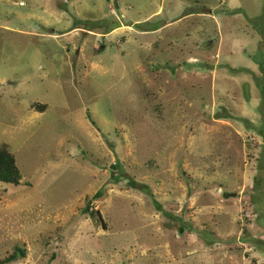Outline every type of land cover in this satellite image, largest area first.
<instances>
[{
  "label": "rangeland",
  "instance_id": "1",
  "mask_svg": "<svg viewBox=\"0 0 264 264\" xmlns=\"http://www.w3.org/2000/svg\"><path fill=\"white\" fill-rule=\"evenodd\" d=\"M115 3L0 0V264H264V0Z\"/></svg>",
  "mask_w": 264,
  "mask_h": 264
},
{
  "label": "trees",
  "instance_id": "2",
  "mask_svg": "<svg viewBox=\"0 0 264 264\" xmlns=\"http://www.w3.org/2000/svg\"><path fill=\"white\" fill-rule=\"evenodd\" d=\"M156 28V27H155ZM20 174L17 166L14 163L13 156L7 151L5 146L0 145V182L10 183L16 185L19 181ZM99 191L95 192L98 195ZM83 212H87L89 215L95 214L96 219L103 225L99 212L94 209H89L87 205L83 207ZM22 254V250L18 247H14L13 251L7 256L2 258L1 262H8L14 260L18 255Z\"/></svg>",
  "mask_w": 264,
  "mask_h": 264
},
{
  "label": "water",
  "instance_id": "3",
  "mask_svg": "<svg viewBox=\"0 0 264 264\" xmlns=\"http://www.w3.org/2000/svg\"><path fill=\"white\" fill-rule=\"evenodd\" d=\"M113 4H114V6H116L115 0H113Z\"/></svg>",
  "mask_w": 264,
  "mask_h": 264
}]
</instances>
